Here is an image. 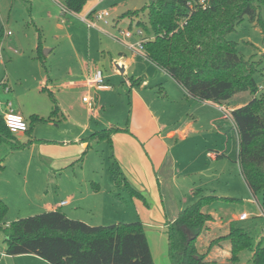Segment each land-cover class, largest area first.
<instances>
[{"label": "rangeland", "instance_id": "1", "mask_svg": "<svg viewBox=\"0 0 264 264\" xmlns=\"http://www.w3.org/2000/svg\"><path fill=\"white\" fill-rule=\"evenodd\" d=\"M149 1H101L97 10H107L110 15L108 24L96 21L102 28L99 30L87 28L75 17L62 15L63 0H0V102L17 100L28 111H41L46 118L51 112V93L59 108L52 120L35 124L30 134H15L24 145L22 148L10 150L6 144L0 147L4 166L0 186L5 190L9 206L5 220L9 222L46 211V203L55 205L60 200H69L67 195L74 192L82 198L81 209L71 214L75 216L73 219L89 225L140 220L153 264H171L165 223L178 209L196 201L199 194H215L219 198L237 199L235 202L217 199L207 205L217 221L222 223L232 215L246 211L250 217L242 223L254 241L261 239L264 244V219L259 215L251 216L252 213L258 214V204L239 173L237 138L231 120L224 116L221 108L201 107L202 110H196L194 116H199L201 132L190 135L187 141L188 144L193 142L204 146L208 152L224 150L225 156L218 158L216 163L207 157L199 172L188 174L184 181L179 177L166 180L159 188H153L152 195L150 190L133 184L146 202L136 195H129L121 180L122 171L111 157L112 150L106 141H91V147L85 152L80 146L81 139L93 130L111 126L125 128L131 116H143L142 110L132 111L131 83L138 96L152 106L154 114L166 126L193 117L188 113L191 104L195 103L175 90L165 98L162 87L168 91L172 84L167 75L141 52L125 48L113 37L122 38L121 31L130 30L133 37L128 40L133 42L135 30L139 28L137 21L146 22L145 14L139 10ZM137 10L139 14L136 16L124 15ZM260 12L264 20V6ZM227 39L237 43V49L245 59L258 63L254 74L258 86L256 95L264 94V34L260 27L244 18L227 34ZM39 42L41 59L37 58ZM97 68L105 74L104 83L111 85V90L72 85L85 80L89 72ZM2 80L11 88L9 94L4 92ZM136 81L140 84L137 85ZM83 96L89 97L90 107L82 100ZM249 99L250 93L240 92L223 107L229 110ZM136 101L138 104V99ZM215 115L222 119L210 121ZM94 181L101 186L96 197L91 184ZM197 189L200 191L196 192ZM69 201L61 208L63 212L77 205L75 201ZM219 228L211 227L210 233L200 234L199 240L197 237L200 251H205L204 243L209 245L211 240L222 235L224 230ZM4 248V234L0 230V264H49L32 254L7 255ZM208 255L217 264H251L249 250L241 252L235 263L223 250L216 256ZM208 262L205 264H211Z\"/></svg>", "mask_w": 264, "mask_h": 264}, {"label": "trees", "instance_id": "2", "mask_svg": "<svg viewBox=\"0 0 264 264\" xmlns=\"http://www.w3.org/2000/svg\"><path fill=\"white\" fill-rule=\"evenodd\" d=\"M86 0H63V5L79 12ZM264 0H150L140 12L146 22L137 26L146 38L142 50L145 57L164 70L187 93L199 101L229 105L237 93L248 92L250 99L230 110L237 135V163L250 192L264 209V94L256 95L254 78L258 63L245 59L235 41L227 34L244 18L260 27L264 34V20L260 8ZM129 11L125 16H136ZM40 42L37 58L41 59ZM45 87H42L44 89ZM48 117L31 114L27 129L31 133L39 122L52 120L59 112L54 96ZM119 128L92 131L82 138L86 149L91 141L107 140ZM10 150L22 148L16 136L5 126L0 115V147ZM216 156H219L217 153ZM4 168L0 158V171ZM121 180L124 179L121 177ZM132 195L144 197L128 183ZM200 190H196L199 192ZM221 199L235 202L232 197L214 194L201 195L167 222L168 257L171 264H205V257L213 245L226 241L229 259L235 263L241 252H251V264H264V244L254 241L244 223L232 220L228 232L210 241L207 251L200 253L196 239L212 220L203 208ZM7 204L0 198V230L4 234V253L32 254L49 264H153V258L140 220L107 225H89L68 217L59 208L6 222ZM189 235H193L189 238Z\"/></svg>", "mask_w": 264, "mask_h": 264}, {"label": "crops", "instance_id": "3", "mask_svg": "<svg viewBox=\"0 0 264 264\" xmlns=\"http://www.w3.org/2000/svg\"><path fill=\"white\" fill-rule=\"evenodd\" d=\"M101 1H103V0H99V1H97V0H86L82 9L79 12H76V11H74V12L78 13L80 15L85 14L92 9H97V6ZM67 16L75 17L73 15H67ZM75 18L78 19L77 17H75ZM80 22H82V21H80ZM134 35H135V40L133 42L128 40L129 38L133 37V34L128 38H125L124 36H122V38H118L117 41H119L125 48L129 49L126 46V43H135L138 40V36L136 34H134ZM129 50H131V49H129ZM47 51H49V50H47ZM132 51H134V50H132ZM135 52H137V53L141 52V55H143L145 57L143 50H136ZM159 69H161V68H159ZM162 71L167 75L168 79H170V81L172 83L171 86L169 85L168 91L167 90L165 91L162 87V90L164 91V97L169 98V94L171 96L175 90V91H178L180 94L185 95L186 98H190L195 103V104H191L190 109H189L190 113H188V115L191 114V116H193L192 119L191 120L190 119L183 120L184 122H181L180 124L174 123L173 125L166 126L165 124L160 122V118L154 114V109H152V106L148 105V103H146L143 99H141L138 96V94L135 92V88L132 87V83H131L130 84L131 95L132 94L134 95V97L132 98V99H134L132 111L135 112V109L142 110L143 116H141L140 118L137 114H135L134 116H131L129 121H128V126L125 128L124 127L122 128V127H117V126H111L110 128H119L120 129L119 131L111 134V144L107 140H100V141H106V143L108 144L107 146L112 150V154H111L112 156L111 157L118 163L119 168L122 171L120 173L122 174L121 177L124 179L122 181L123 184H125V182L128 183L136 191H138V190L133 187V184L138 186L139 188H144L146 190H150L151 195L153 193V188H159L160 184L166 180L173 181L179 177L184 181L187 179L186 176L188 174H191L192 172H196V171L199 172L203 168L202 164L204 165V162H206L205 159L207 157H209L211 159L212 163H216L218 161L217 160L218 158L225 156V151L221 150V151H216V154L218 153L219 156L210 157V156H208V151H205L204 146L201 147L197 143H193V142L191 144H188V141H187V139L190 135H192V134L194 135V134L201 132V126L199 124V116L198 117L194 116V112H196V110L197 111L200 110L201 107L202 108L207 107V108H212V109L216 108L218 110V108H221L223 106H220V105H218L214 102H211V101H199V100H195V99L189 97L187 95L186 91L171 76H169L164 70H162ZM93 73L94 72H89V75L85 80L72 83V85L73 86H88L91 88H95V87L87 85V79L89 77H91ZM102 73H103V71H102ZM103 76L105 79L104 73H103ZM136 84L137 85L140 84L139 81H136ZM104 85L109 86L110 88L109 89H97L96 88V89L97 90H105V91L112 89L111 85L105 84V83H104ZM10 92H11V88H10V91L7 92V94H9ZM14 98H16V96H14ZM137 99H138V104H136ZM4 102H0V109H1L0 115L1 116H3V112L5 110ZM12 106H13L14 112H16L17 114H20L25 119L26 122H28V117L31 114H37L39 116L44 117V115H42L43 113H41V111H34V109H30L28 111L23 106H20L19 103L17 102V100H15V102L12 101ZM88 107H90V106H88ZM233 108H236V107L232 106L229 108V110H231ZM25 116H27V118ZM221 119L222 118H220V116L215 115V116L211 117L210 121L214 122L216 120H221ZM232 129L236 135V131L234 130V128H232ZM18 133H28V132H18ZM236 138H237V135H236ZM80 146L85 148L84 152L86 150H88V148L86 149V143L85 142L80 141ZM236 162H237V155H236ZM238 167H239V165H238ZM1 173H2V170L0 171V175H1ZM239 173L241 175L240 168H239ZM241 177H242V175H241ZM91 184L93 185L94 197H96L97 195H99V193L101 191V188H100L101 186L98 182H95V181L91 182ZM197 190H199V189H197ZM4 192H5V190L0 186V198L8 206V201H6V199H5L6 195ZM138 192L144 197V195L140 191H138ZM128 193L130 196L132 195L129 190H128ZM158 195L159 194L157 192L156 197H158ZM67 196H68L69 200L75 201V203H77V205L74 204L70 208L64 209L65 210L64 213L68 217L70 216V218H72L75 216H73L71 214L75 213V212L79 211V209H81V206L79 205V203H80L82 197L76 196L74 192L69 193ZM254 199H255V197H254ZM69 200L68 199L60 200L55 205H50L49 203H46L47 207H45V208H48L47 210H51L54 208H59L61 210L62 207L67 206L70 203ZM144 201L146 202L145 197H144ZM61 202H65V203L60 205ZM207 207L208 206L206 205L203 208V211L206 213H209L212 216V220L206 223V227L202 231L203 234L204 233H210L211 227H220L219 229L222 228L224 230L221 234L225 235L228 232L229 223L232 220H236V221H240V222L247 220V218L244 220L238 219L239 215L241 213L246 212V211H241L238 215L234 214V215H232V217L230 219H228L222 223H219L217 221V219L214 217V213L210 212ZM8 208H9V206H8ZM206 208H207V210H206ZM179 211H181V210L178 209V211H176L174 217H172V219H170L169 221L173 220ZM257 215H258L257 213H252L251 216L257 217ZM248 217H250L249 214H248ZM17 218H19V217H17ZM17 218H15V219H17ZM15 219H13V220H15ZM169 221H167V222H169ZM167 222L165 223V227H166ZM217 230H218V228H216L215 231H217ZM202 233H201V235H202ZM212 235H214V234L212 233ZM199 237H200V235H199ZM199 237H198V240L200 239ZM207 243H204V244H206L205 251L203 249L204 252L207 251V246H208ZM196 246H197L198 251L200 253H203V251L199 250L198 243H196ZM222 250L225 251L226 257L230 256L228 243L226 241H221L219 244L215 245V247L209 249L208 253L206 254L205 261L206 262L209 261L208 263H211V264H217L215 262V260L209 259L210 255H208V254L211 253V254H214L216 256L217 252L222 251Z\"/></svg>", "mask_w": 264, "mask_h": 264}, {"label": "built area", "instance_id": "4", "mask_svg": "<svg viewBox=\"0 0 264 264\" xmlns=\"http://www.w3.org/2000/svg\"><path fill=\"white\" fill-rule=\"evenodd\" d=\"M200 2H204V0H200ZM61 14L62 15H73L77 17L80 21L85 23V25L88 28H96L101 30L99 26H97L96 21H102L104 24H108V17H109V12L107 10H97V9H92L89 12L85 14H78L75 13L74 11L66 8L64 5H61ZM122 35L125 38H128L132 35V32L130 30H122L121 31ZM135 34L138 36V40L135 43H126V46L131 49V50H142L143 42L145 41L144 37V32L141 28H138L135 30ZM114 38L118 39V37L113 36ZM4 84L3 90L4 92H9L10 87L6 85V83L2 80L1 82ZM87 85L95 87L97 89H109V86L104 85V76L102 73L101 69H96L94 73L92 74L91 77L87 79ZM82 100L87 103L88 106H91L90 99L88 96H83ZM5 110L3 112V122L5 126L9 129V131L13 134H16L18 132H25L27 129V122L25 119L20 115L14 112L13 106H12V101L7 99L4 102ZM221 109L224 112V116L229 118L232 123V127L235 130V125L233 123V119L230 113V110H227L225 107H221ZM208 156L214 157L216 156V153L213 152H208ZM254 201L258 204V215L264 219V209L260 206L258 200L255 198ZM65 202H61L60 205H62ZM248 218V214L246 212H243L239 215V220H244ZM262 235L264 236V229L262 232Z\"/></svg>", "mask_w": 264, "mask_h": 264}, {"label": "water", "instance_id": "5", "mask_svg": "<svg viewBox=\"0 0 264 264\" xmlns=\"http://www.w3.org/2000/svg\"><path fill=\"white\" fill-rule=\"evenodd\" d=\"M121 71H122V69H121ZM193 236H190L189 238H192Z\"/></svg>", "mask_w": 264, "mask_h": 264}]
</instances>
